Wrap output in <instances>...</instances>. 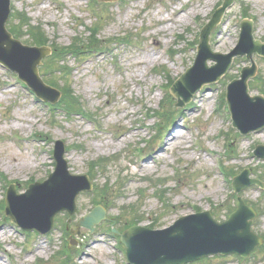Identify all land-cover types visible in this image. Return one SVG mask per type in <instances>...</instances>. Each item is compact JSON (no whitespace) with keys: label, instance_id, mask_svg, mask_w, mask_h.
Instances as JSON below:
<instances>
[{"label":"rangeland","instance_id":"obj_1","mask_svg":"<svg viewBox=\"0 0 264 264\" xmlns=\"http://www.w3.org/2000/svg\"><path fill=\"white\" fill-rule=\"evenodd\" d=\"M221 2L11 0L10 15L26 20L20 26L13 15L6 25L22 43L31 45L35 40L17 29L21 27L42 35L45 44L63 47L77 36L88 40L94 27L104 52L80 61L64 58L68 76L54 69L45 72L47 57L39 67L45 82L60 91L68 85L80 98L78 110L84 111L83 102L96 124L82 115L67 117L58 109L52 113L14 72L0 65V264H126L109 228L121 231L131 223L162 228L180 216L204 210L222 221L235 207L237 194L231 192L230 176L247 167L251 176L264 179V158L252 155L256 144H264V128L238 134L224 103L227 83L238 78L249 60L234 56L226 73L204 85L184 108H173L175 99L166 94L169 79L192 65L196 54L192 44ZM243 18L252 19L254 38L264 40V0H234L209 34L212 51L225 54L233 49ZM123 34L132 41L116 40ZM252 57L257 73L249 80V93L264 95V58ZM213 64L207 60L208 67ZM175 129L184 138L173 142ZM56 139L66 146L69 172L89 175L92 190L76 196L71 216L57 212L47 234L22 231L3 215L5 187L12 181L17 192H24L29 182L46 179L54 169ZM98 143L103 146L97 148ZM23 163L26 167L18 168ZM238 195L264 211V191L256 186H247ZM96 202L106 207V219L92 232L77 228ZM252 229L264 234V213L256 216ZM189 264H264V249H255L244 259L232 253Z\"/></svg>","mask_w":264,"mask_h":264},{"label":"water","instance_id":"obj_2","mask_svg":"<svg viewBox=\"0 0 264 264\" xmlns=\"http://www.w3.org/2000/svg\"><path fill=\"white\" fill-rule=\"evenodd\" d=\"M233 2L223 0L211 20L201 29L193 65L175 80L170 91L176 99L175 106L183 107L203 84L219 80L228 70L234 56L245 55L251 64L242 67L239 78L227 85L226 102L232 126L240 134H248L264 127V96L251 95L248 88L249 78L257 73L252 55L256 53L264 56V42L253 37L252 21L244 20L240 23L238 42L230 52H214L209 44L210 32ZM9 12V0H0V63L16 71L40 99L55 103L60 92L46 85L38 73V65L43 57L49 55L50 48L29 47L14 40L5 30ZM207 60H213L215 64L208 67ZM63 155L64 144L58 140L53 155L55 170L47 180L30 184L22 194L16 193L14 184L9 185L5 196V214L22 229L47 233L56 212L67 210L72 214L75 210V196L79 191L91 188L86 175H72L68 172ZM254 155L264 157V145H258ZM250 184L264 188V182L249 178V170L244 169L233 178L232 187L238 192ZM104 214V209L97 206L82 218L78 226L92 230V225L103 219ZM254 217L252 208L238 197L237 209L223 222H216L210 212L204 211L182 216L163 229L132 226L120 234V240L132 264H183L215 253L234 252L246 257L255 246L262 243V239L251 230Z\"/></svg>","mask_w":264,"mask_h":264},{"label":"trees","instance_id":"obj_3","mask_svg":"<svg viewBox=\"0 0 264 264\" xmlns=\"http://www.w3.org/2000/svg\"><path fill=\"white\" fill-rule=\"evenodd\" d=\"M97 30V29H96ZM95 31L93 29V35L89 36V39L86 40V47H82L79 44H82L85 46V43L82 41V39L80 38L79 40H77L76 44H73L72 46L75 47L78 51L81 52H85L88 49H98L101 46V42L95 38L94 36ZM34 40L37 43H42L44 42V38L42 37V35H38V37H34ZM63 51V49H61ZM62 56L55 55L54 57L50 58V61L47 62L45 69H49L50 71H55V73L58 74H62V75H66L68 76L69 71L66 70V67L64 65L62 66H52L51 63L57 64L62 60ZM63 94H62V98L60 100V102L58 103L57 107H60L61 109L67 110V111H73L76 109V107H79V103H78V99L73 95V91L72 89L66 85L63 89Z\"/></svg>","mask_w":264,"mask_h":264},{"label":"bare ground","instance_id":"obj_4","mask_svg":"<svg viewBox=\"0 0 264 264\" xmlns=\"http://www.w3.org/2000/svg\"><path fill=\"white\" fill-rule=\"evenodd\" d=\"M149 57L151 58L152 56L149 55ZM151 59L153 60V58H151ZM157 59H158L157 56L154 57V60H157ZM154 60H153V61H154ZM125 114L128 115V111H126ZM134 132H136V131H134ZM171 136H172V141H173V142H175V141H180L181 139L184 138V137L182 136V134H181L179 131H177V129H175V130L172 132ZM131 138H132V136L129 135V136H128V139H131ZM121 141H125V139H121ZM119 143H121V142H119ZM119 143H117L118 146H119ZM102 146H103V143H98L96 147H97V148H101ZM144 165H146L145 162H143V165H142V166H144ZM19 167H20L21 169H24L26 166H25V164L23 163V164H21L20 166H18V168H19Z\"/></svg>","mask_w":264,"mask_h":264}]
</instances>
